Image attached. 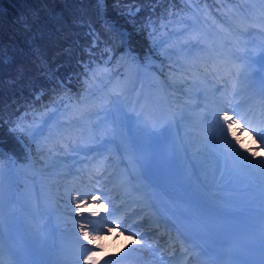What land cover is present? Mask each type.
<instances>
[{
	"label": "trees",
	"instance_id": "1",
	"mask_svg": "<svg viewBox=\"0 0 264 264\" xmlns=\"http://www.w3.org/2000/svg\"><path fill=\"white\" fill-rule=\"evenodd\" d=\"M196 2L102 0L99 7L98 0H0V146L5 154L23 161L37 150L26 132L11 129L18 123L35 127L43 105L75 94L85 64L96 61L113 70L125 44L138 59L151 56L163 69L158 43L188 21ZM105 21L123 27L124 38Z\"/></svg>",
	"mask_w": 264,
	"mask_h": 264
},
{
	"label": "bare ground",
	"instance_id": "2",
	"mask_svg": "<svg viewBox=\"0 0 264 264\" xmlns=\"http://www.w3.org/2000/svg\"><path fill=\"white\" fill-rule=\"evenodd\" d=\"M239 19L238 23L248 22L244 18L240 17ZM242 27L244 26L240 25L235 32L238 37L237 40H239L237 41L239 46L243 41H246V38L240 36L238 33L239 30H242ZM250 29L251 27L248 28V30ZM257 30L258 32L256 34L251 32V35H253L254 38L259 37L257 34L264 30V21L259 23ZM260 41L262 43L264 42L263 39H259V42ZM258 51L259 50L253 49L251 45L247 44L245 47H241L240 50H238V53H242V59H245L252 64L255 63L257 68L264 70V53L260 52V55L256 57L254 54ZM134 72L135 73H133V75L124 83L121 82L124 80H121L122 78L118 76L119 79L116 81L119 82V84L117 86L115 81L106 85V87L116 86V96L119 95L121 100H119V103L124 104L125 106L127 105L131 92L133 91V85L141 80L140 72L138 70H135ZM177 85L179 88L172 89V94L178 96L179 93L184 92H182V88L187 85L185 81H179ZM192 87L195 88L196 86L192 84ZM192 87L190 86V89ZM198 92L206 93L201 87H199L197 93ZM181 97L185 100L189 98L190 101L196 99L195 96L191 97L186 93H183ZM119 103L116 105H120ZM183 106V116H181V121L177 123L175 129L180 130L181 128L185 129L188 127L191 131L195 132L197 130L196 126L201 125V122L195 123L192 118V113L188 112V109L193 107L192 104L185 102ZM206 108L207 110L205 111L210 112L212 106L208 105ZM124 109L127 110V107H124ZM126 110H123V112L131 119L123 127L119 128L118 134L114 137L115 142L112 147L113 152H111L110 145L106 146L103 155L106 153L108 158L103 159L101 156L102 153L98 154L95 151H89L91 153L90 155L96 153L95 159L102 165L99 170L100 172L101 169L104 170L105 168L114 169L116 166L114 159L117 155L118 160L125 159L128 163L129 170L127 171V175H129L131 182L127 183V185L125 184L124 187L129 193L126 194V196L121 195L118 200L113 202L114 205L122 206L126 204V200L129 198L133 201H138L139 205L145 209H151L154 207L163 209L168 214L171 222H178L181 224L186 222L180 215L183 214L199 228L201 233L208 237L210 241L218 247L229 245V241L225 239L226 237L236 238L238 236V233H236L231 224L228 223L229 220L235 218L241 224L248 226L246 229L254 233L256 240V232L264 229V206L258 201L254 193L255 191L262 189V186H264V178L260 175V177L256 179L246 182L244 181L236 185L227 183L222 185V189L235 188V193L240 194V199L232 198L228 200L225 196H219L216 191L210 190V184L207 183H202L201 186L198 187L184 170V166L181 164L182 160H175L180 155V157H182L183 152L179 144L180 138L177 134L175 137L168 136L166 140L154 143L148 138L146 130L140 132L137 128V121H134L131 117L130 111ZM200 128L203 129V132L197 130L196 132L198 136L201 137L202 140H208L212 130L207 129L203 125ZM224 131L226 132L227 130L225 129ZM216 135L218 139L223 140V144L226 143L221 132L217 131ZM231 137V135H228L227 139ZM250 142L254 141L252 140ZM148 143L150 145H147ZM241 143H243L244 148L253 149L249 143L246 144L243 141H241ZM259 144L260 143L255 144L258 153L257 160H259L260 157H264V149H262L261 146L259 148L257 147ZM132 145L139 147V151L135 155L132 153L130 147ZM214 151L220 153L218 148ZM229 151L230 150L223 153L220 159V166L224 165L226 162L227 152ZM236 151L243 154L247 153L243 151V148H241L240 145ZM71 152L74 155L66 153L67 155H64V158L70 159V157L76 156L75 153L77 152ZM153 157L155 159L157 157L156 164L153 162L150 163L149 161V159L152 160ZM248 158L250 160L253 159L251 154L248 155ZM253 163H256V160H253ZM261 163H264V160H261ZM66 164V161L61 160L58 163V167ZM70 166L73 168L74 165H67L69 168ZM226 167H228V165L225 166L223 170H220L218 174L219 179L225 178L224 171ZM205 169L202 170L205 171ZM257 170L260 173L259 169ZM144 171H148L149 173L143 174ZM66 173H69V171ZM199 174L200 173L198 172V175ZM104 178L105 176L103 179ZM102 191H104V189ZM82 192L89 191L83 190ZM110 194L111 192L106 193L102 198ZM22 198L28 205V199L26 200L25 198H31L30 195H26V192H24ZM16 205L17 203L11 201L8 209L0 215V259L3 264H75L76 259L80 257L82 253L80 244H71L61 238L48 241V238L45 239L44 225H41L40 222L44 219V210L38 207V217H33L26 212L23 218V213L17 211L18 207ZM47 206L48 205L46 204V207ZM175 206L177 207L178 212L176 211ZM48 211L50 212V208ZM11 219H15L14 221L17 222V224L12 225L10 221ZM76 219L80 221V218ZM98 219L99 218L89 217V220L94 224ZM88 226L91 227L90 224ZM107 227L108 226H106L105 229ZM16 232H18V236L15 235ZM119 232V229L114 228L112 232L107 234L104 232L98 233L99 235L104 236V239L100 242L103 245V249L98 253V258L101 259V263L112 259V257L118 253H131L132 250H134V248L130 246L128 249L122 251L124 245L127 243L119 237ZM5 233H12L14 235L12 241L8 242L6 240ZM93 234H97V231L94 230ZM45 240L50 242V245H46L47 241ZM12 244L16 245L15 252L11 246ZM54 244H56V247L53 246ZM242 244L247 246L243 241ZM67 252H72L74 255L68 257ZM154 256L155 255H151V257Z\"/></svg>",
	"mask_w": 264,
	"mask_h": 264
},
{
	"label": "rangeland",
	"instance_id": "3",
	"mask_svg": "<svg viewBox=\"0 0 264 264\" xmlns=\"http://www.w3.org/2000/svg\"><path fill=\"white\" fill-rule=\"evenodd\" d=\"M206 2L208 4L209 0H206ZM217 6L218 9H220V11H223L225 15L219 14V12L215 9H208L204 7L200 2L198 4L200 10L197 18H191L189 23L180 29L169 30V32L165 34V37H162L158 43L159 46H161L160 49L165 56V62L167 64L164 75L167 76L170 74H174L178 76V81H185L187 86L182 88V92L184 91L183 93L189 94L191 97H194V95L198 91L197 88L192 87V84L195 86L201 84L202 87H208L209 90H211L212 88V85H203V83H201L197 79L198 77H201L200 69L202 68L194 67L193 65H191L192 69H189L187 67L189 64L188 59L193 55L198 54L201 56H208L206 52H202L200 48H207L211 54H216L218 52L221 53V48L225 46V42L223 41H226L225 35L227 34L228 30H226V27L222 25V23L219 21V18L224 19L227 15L234 14V8L245 12V16L247 19L254 18L257 22L264 21L263 0H249V3L248 0H225V3H217ZM203 11H206L207 13L211 11L212 13H210L209 15H205ZM123 36H125V30ZM179 38L183 41V44L181 45L176 43ZM118 57L121 61V59L124 58V54H119ZM126 58L125 60L128 61L127 65L129 66L128 69L126 71H123L121 68V71L118 73V75L120 74L119 76L122 78L121 80H124L121 81L123 83L129 77H131L133 73H135L134 71L138 67L136 61L128 59V57ZM154 63L155 60L153 58L146 56L143 57L141 61V64L145 66H142V68L144 69H142L140 66L139 68L141 72L144 71L148 76L155 77L157 82H159V85L162 86V88H160L158 91L159 94L146 89L142 86V82H138L133 86V91L131 92L126 107L128 110H130L132 119L134 121H137L138 123H140L142 119L154 121L156 120V117L158 118L157 120H159L163 124H167L169 120H176L177 122H180L181 116H183L184 113L183 104L185 102H189L190 104L194 105V101H190L189 98L187 100L182 98L181 96L183 95V93H179L178 96L172 94V96V89L179 88L177 87L178 85L169 84L162 81L161 78L151 68ZM87 68V73L82 75V77L84 78L85 76H87V79H85L86 84H83V87H81L76 97L64 98L61 104L60 102L55 104L50 103V105L43 107L42 112L39 114V116H36L37 124L35 125V127L31 126L32 129L39 128L41 126V121L47 120L48 116L53 112L56 113V120L48 121V124L45 127L44 136L41 137L42 142L40 138L37 137L35 141V148H37L38 144L44 147V138L49 135V130H54V125L57 123V121L65 122L78 118L80 116V109L86 108L89 111H97L101 106L109 105L113 108L119 106L120 109L122 108V111L124 110L123 107H125V105H121L119 103L116 92L115 90H113L114 86L109 87L108 91L105 89L108 83H112L114 81L116 82V80L119 78L110 77L112 80L109 79V81L106 82V80L108 79L106 78L108 77V75L106 74L107 72L104 71V74H102V71H100L101 66L97 63H92ZM180 69L181 71H179ZM116 84L118 85L119 82H116ZM190 86L192 87L191 89ZM85 100L87 101L86 104L83 103ZM118 103L120 105H116ZM66 109H68L69 111L66 112ZM132 111H135V114L132 113ZM188 112H192L191 108L188 109ZM202 113L203 111L201 112V114ZM102 117L103 112H101L99 116H92L90 121L85 119L81 122L85 124H94ZM111 127L112 126L109 125L108 129H111ZM27 136L31 137L30 134H28ZM180 138V146L184 149H187L185 151V154L189 158L188 162L190 163V166L194 161L197 164V168L203 167L202 169H205L207 167L208 160L206 159L207 157L205 154H203L202 152H198L200 138L196 137L188 127L185 128V130L181 131ZM113 139L115 141V138ZM242 139L247 143H249L250 141V138L247 139L246 137H243ZM85 141L87 142V138H85ZM182 142L185 144L183 145ZM53 144H55V138H53L51 143L47 144V147H52ZM113 144H108L111 146V152H113ZM47 147H45L44 151H38L37 149L36 151L30 153V155L27 154L25 160L20 163L13 160V157L8 155V157L10 156L13 161V168L10 167L9 162L6 158H0V215L8 209L11 201L19 202L24 192H26V195H30L31 197L25 198L26 200L28 199V202H35L29 188L31 186V183H33V175L35 173H38L40 180H42L41 183H43V189H45L47 193L46 198L54 202V206L52 208L59 209V219L55 224L59 225L61 230L66 234V238L72 239L68 240V242L75 243V241H77L76 237L79 235L78 224H74L75 213L72 212L69 207L70 197L72 196V193L70 190H68V188L71 186L69 185V187H67L65 180L70 181L71 183H75V185L73 186L74 188H81L82 183L77 182L76 180L71 178H64L62 175L69 171V167H67V165H71V162L76 161L78 158L84 160V158L90 156L91 153L89 151H81L75 153L76 156L70 157V159H65L64 155L66 156V153H70L71 155L74 154L71 151L65 152L63 149H60L59 151L48 152ZM56 147H58V145H56ZM195 156H198V158H196ZM61 160L66 161L67 164L58 167V163ZM117 160L118 155L114 159L115 163H117ZM16 169L18 170V174L16 173ZM12 171L13 173L15 172V174H17L16 180L20 181V185L15 189H13L11 181ZM27 178L31 179V183L29 179L27 181ZM25 209L26 207L19 205L17 211H25ZM43 216L44 219L40 222L41 225H44L45 228V239H49V221L48 219H46L44 212ZM75 220L80 222L76 218ZM13 238L14 237L12 234H6V240L8 242L12 241ZM11 246L13 249H15L16 245L14 246V244H12Z\"/></svg>",
	"mask_w": 264,
	"mask_h": 264
},
{
	"label": "snow or ice",
	"instance_id": "4",
	"mask_svg": "<svg viewBox=\"0 0 264 264\" xmlns=\"http://www.w3.org/2000/svg\"><path fill=\"white\" fill-rule=\"evenodd\" d=\"M98 2H102V0H98ZM117 2H119V0H117ZM128 15H132L131 10L128 11ZM148 23L152 24L154 29V22L149 20ZM225 23H227V21H225ZM228 26L231 27V25ZM151 34L152 33L149 32V35ZM96 43L97 42L94 41L93 46H95ZM87 71L88 68L86 66L85 72L87 73ZM85 79H87V76H85ZM83 103L86 104L87 101L85 100ZM67 111L69 110L66 109V112ZM79 111L80 116L78 118L65 122L57 121L54 125V130H49V135L44 138V147L40 144L37 145L38 151H44L47 144L51 143L53 138H55V144H53L52 147H47L48 152L63 149L65 152L95 151L98 154L103 153L108 144L114 143L113 138L118 134L119 128L123 127L131 119L120 109L119 106L113 108L109 105H103L97 111H89L86 108L80 109ZM101 112H103V117L96 123L85 124L81 122L85 119L90 121L92 116H99ZM50 120H56L55 112L49 115L47 120L41 121V126L37 129L25 128L22 123H18L11 129V131L21 133L27 132L35 142L37 137L44 136L45 127ZM215 124L221 129V134L224 136L226 142H228L229 147L233 148V154L239 156L245 163L259 169L261 177L264 178V163L260 162V160H264V157H260L259 160H257V152L251 148H244L237 132L233 131L234 128L242 131L243 128L246 127L249 129L250 134L255 132L256 139L260 141V144L257 145L259 148L261 145H264V129L252 128L251 123L246 121L245 117L240 116L239 113H235L234 111L232 114H229V109L224 107L216 109ZM109 125L112 126L111 129H108ZM225 129L227 130L226 132L224 131ZM169 131V127H164L159 132L147 131L146 129L148 138L154 143L166 140ZM228 135L232 136L235 140V144H232L231 141L227 140ZM85 137L87 138V142L85 141ZM56 145H58V147H56ZM235 145H240L244 152L251 154L253 159L250 160L247 156H244L243 153L236 152ZM130 147L134 155L139 151V147L136 145ZM30 151L31 150L29 149V152ZM2 155L3 152L0 150V157H2ZM253 160H256V163H253ZM261 195L264 196V186H262ZM102 196H104V193L100 191L96 195H93L91 192H78L77 195L70 197V210L75 213V218H80V221H84L78 222L74 218V224H78L79 231L76 240L82 249V253L80 257L76 259L75 264H81V261L82 264H101V259L98 258V253L103 249V245L100 242L104 239V236L99 235L98 233L104 232L107 234L112 232L114 228L119 229L123 227L122 222L119 220L116 221L115 224L110 220H105L108 227L105 229L101 226L97 229L96 224L89 220V217L103 219L102 213L109 216L112 215V213L109 212V204L105 203ZM89 224L91 227L88 226ZM94 230L97 231V234H93ZM125 231H127V229H125ZM129 239L137 245L142 242L141 240L134 239L133 236H130ZM129 247L130 245L125 244L122 251ZM262 252H264V247H262ZM0 264H3V262L0 261ZM105 264H107V262H105ZM261 264H264V260H261Z\"/></svg>",
	"mask_w": 264,
	"mask_h": 264
},
{
	"label": "water",
	"instance_id": "5",
	"mask_svg": "<svg viewBox=\"0 0 264 264\" xmlns=\"http://www.w3.org/2000/svg\"><path fill=\"white\" fill-rule=\"evenodd\" d=\"M114 28H116V29H118V30H121V31H124L122 28H117V27H114Z\"/></svg>",
	"mask_w": 264,
	"mask_h": 264
}]
</instances>
